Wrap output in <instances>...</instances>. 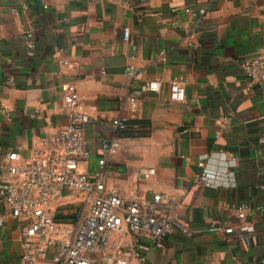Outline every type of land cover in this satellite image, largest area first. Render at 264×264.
I'll list each match as a JSON object with an SVG mask.
<instances>
[{
    "label": "crops",
    "instance_id": "crops-1",
    "mask_svg": "<svg viewBox=\"0 0 264 264\" xmlns=\"http://www.w3.org/2000/svg\"><path fill=\"white\" fill-rule=\"evenodd\" d=\"M28 1L22 13L18 0H0V163L12 150L29 155L42 137L67 122L63 86L73 82L90 113V156L82 169L93 172L106 158L108 189L125 197L172 193L192 228L190 236H167L163 247L114 233L146 255L134 264H264V84L240 67L242 60L264 53V0ZM188 5L207 11L195 18L184 10ZM31 22L33 49L22 38ZM192 31L200 46L188 44ZM161 48L168 51L164 61L158 59ZM176 75L187 81L181 102L169 94ZM152 78L161 80V90L141 92L130 102L134 84ZM120 115L128 125L118 131L110 120ZM112 139L119 146L109 154L104 144ZM148 167L156 172L145 177ZM9 178L0 167V182ZM76 191L67 189L52 201L54 212L64 211L65 219L55 213L58 219L79 220L71 218L80 201ZM243 200L255 230L217 232L216 221L238 226L236 204ZM1 213L0 264H21L20 220L0 198Z\"/></svg>",
    "mask_w": 264,
    "mask_h": 264
},
{
    "label": "built area",
    "instance_id": "built-area-1",
    "mask_svg": "<svg viewBox=\"0 0 264 264\" xmlns=\"http://www.w3.org/2000/svg\"><path fill=\"white\" fill-rule=\"evenodd\" d=\"M18 6L20 12L26 13L30 2L18 0ZM184 10L200 18L207 8L188 5ZM19 11L16 13L19 14ZM35 29V24L31 22L22 33L24 44L29 49L36 47ZM196 34L192 31L189 36L188 44L192 47L201 45L193 39ZM123 37L130 39L129 27L124 28ZM158 55L159 61L166 60L167 49L161 48ZM240 67L247 78L264 84V53L242 60ZM129 68L130 72L136 73L134 64ZM9 82H13V77L9 78ZM186 85L183 76L172 77L169 81L170 99L184 101ZM133 87L130 102H135L141 92H159L162 82L152 78ZM63 88L68 109L67 122L56 133L42 137L29 155L12 150L0 163V167L11 175V178L0 182V198L8 213L20 220L21 264H134L133 259L145 262L146 255L135 246L123 244L120 238L113 236L114 233L130 235L133 240L143 237L157 247H163L166 237L176 232L192 235V228L180 217V203L172 193L154 190L149 197L141 198L138 195L125 197L117 188L108 189L104 169L106 158L100 159L99 168L93 172L82 169V164L90 156L85 134L90 113L75 83L67 82ZM262 94L264 99V88ZM2 110L6 114L9 112L6 106H2ZM38 111L34 110L31 115L37 116ZM110 122L121 131L127 127L128 118L120 115ZM118 146V140L112 139L105 142L104 149L113 154ZM230 156L231 163L236 164V155L231 152ZM155 172L154 167L143 170L145 177ZM67 189L77 190L84 196L86 212L76 222L58 219L51 207L52 201L61 197ZM249 209L247 200L236 204L241 220L238 226L222 221H216L212 226L221 234H232L236 229L252 232L255 224L246 219ZM3 215L0 214V219ZM235 264L243 263L237 261Z\"/></svg>",
    "mask_w": 264,
    "mask_h": 264
},
{
    "label": "rangeland",
    "instance_id": "rangeland-1",
    "mask_svg": "<svg viewBox=\"0 0 264 264\" xmlns=\"http://www.w3.org/2000/svg\"><path fill=\"white\" fill-rule=\"evenodd\" d=\"M75 197H77V198H79L80 197V201H78L76 204V206L73 208V212L75 213V218L74 217H71L73 220L74 219H80L84 214H85V212H86V206H85V204H84V202H83V200L81 199V196L83 195L81 192H78V191H76L75 192ZM78 200V199H77ZM64 211H62V213H63ZM67 212V211H66ZM55 213H56V215L57 216H60V215H63L60 211H59V209H57L56 211H55ZM70 214H71V212H70ZM63 219H65V218H63ZM71 219V220H72Z\"/></svg>",
    "mask_w": 264,
    "mask_h": 264
},
{
    "label": "trees",
    "instance_id": "trees-1",
    "mask_svg": "<svg viewBox=\"0 0 264 264\" xmlns=\"http://www.w3.org/2000/svg\"><path fill=\"white\" fill-rule=\"evenodd\" d=\"M58 217L63 219L65 216H58Z\"/></svg>",
    "mask_w": 264,
    "mask_h": 264
}]
</instances>
